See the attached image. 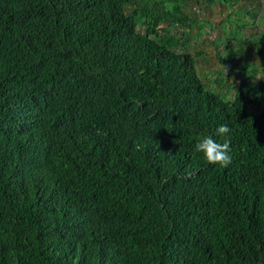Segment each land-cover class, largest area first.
I'll return each mask as SVG.
<instances>
[{
	"label": "trees",
	"instance_id": "trees-1",
	"mask_svg": "<svg viewBox=\"0 0 264 264\" xmlns=\"http://www.w3.org/2000/svg\"><path fill=\"white\" fill-rule=\"evenodd\" d=\"M240 1L0 0V264H264V0L226 72L190 52ZM222 124L228 167L194 152Z\"/></svg>",
	"mask_w": 264,
	"mask_h": 264
},
{
	"label": "rangeland",
	"instance_id": "rangeland-1",
	"mask_svg": "<svg viewBox=\"0 0 264 264\" xmlns=\"http://www.w3.org/2000/svg\"><path fill=\"white\" fill-rule=\"evenodd\" d=\"M246 4L247 0H241L238 4L234 5L233 9H231L229 12L228 10L221 11L220 5H214L213 14H207L206 16H204L205 18H208V21H202L197 28H195L193 31H190L192 32V34L190 35V37H192L190 52H192V54H196L195 52L201 53L202 51H205L203 55H199L196 58V62L200 76L204 77L205 79L208 78L209 82H211L212 79L217 78V74L220 72V70H223L224 72L227 71L222 66L221 59L228 53V48L221 44L220 39L225 38V43L229 44L230 37L235 38L238 36V34H242L239 31L235 21L239 19V17H241L238 7L245 6ZM228 13L232 14L231 19L229 20H227ZM200 28H203L204 33L208 34L204 43H200L197 41ZM227 31L229 32L227 33ZM228 34L230 37L228 36ZM244 34L246 35V37H249L250 34L255 36L258 34H264V20L262 18L258 19L256 26L251 29H245ZM255 38L258 39V36ZM211 41L213 43H210ZM246 54L249 55V53ZM256 55L257 54L254 49L249 57L260 71L264 70V62L259 60V57H251ZM237 65L240 67L239 64ZM237 65L235 64L234 68L232 69V82L234 80L239 81L237 77H239L240 75V68H237ZM241 70L243 72V68H241ZM257 75L259 76L260 73L258 72Z\"/></svg>",
	"mask_w": 264,
	"mask_h": 264
},
{
	"label": "clouds",
	"instance_id": "clouds-1",
	"mask_svg": "<svg viewBox=\"0 0 264 264\" xmlns=\"http://www.w3.org/2000/svg\"><path fill=\"white\" fill-rule=\"evenodd\" d=\"M232 129L228 124H222L217 129V135L224 139L223 143L217 142L211 135L201 134L195 144V153L203 156L205 163L228 167L231 164V139L229 134Z\"/></svg>",
	"mask_w": 264,
	"mask_h": 264
}]
</instances>
